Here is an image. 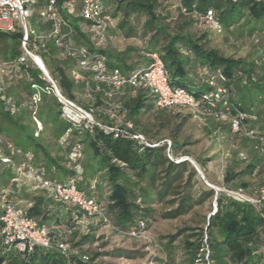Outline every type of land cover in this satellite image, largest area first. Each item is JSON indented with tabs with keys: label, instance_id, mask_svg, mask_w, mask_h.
<instances>
[{
	"label": "trees",
	"instance_id": "trees-1",
	"mask_svg": "<svg viewBox=\"0 0 264 264\" xmlns=\"http://www.w3.org/2000/svg\"><path fill=\"white\" fill-rule=\"evenodd\" d=\"M64 0H58L62 4ZM116 5L113 16L120 11L123 19L119 27H125V36H136L138 31L133 26H127V20L132 14H145L144 37L147 38L143 48L127 46L118 51L103 48L99 44L97 29H92V22L85 21L79 16L66 14L74 28L72 35L67 38L63 46H58L53 39L49 40L46 48L41 51L44 63L51 76L57 82L62 93L76 101L81 106L89 108L101 105L105 99L102 92H96L90 97L91 103H86L80 95L87 94L86 80L89 74L80 70L77 55H70L66 46L78 47L87 45L92 51L106 56V63L110 69L119 68L123 75L128 76L133 70L147 65L151 58L144 63L135 61L134 58L142 53L150 56L158 52L165 66L169 70L173 82L191 89L195 93L206 90L207 87L198 88L190 84V79L198 77L201 65H207L212 71L220 70L226 75L225 86L228 88L231 100L240 104V108L249 115H255L251 122L252 127H257L260 119V110L256 108L264 102V65L257 68L260 61L248 60L244 57L227 56L217 48L209 47L202 37H196L188 30L197 19L206 21L209 10L213 12L214 23L221 29L229 30L233 26L247 27V33L252 34L259 24L264 26V0H180L181 15L187 19L171 26L158 12V0H105V4ZM44 2H41L42 6ZM108 12V11H107ZM31 23L40 32H46L51 27L50 22H43L37 14L31 18ZM81 23L90 26L91 31L82 29ZM240 35H243L242 31ZM20 30L13 32L0 31V40L6 42L4 52L0 51V62L7 65L5 74V97H11L13 106H6L0 97V132L15 146L22 150L23 158L28 161L40 177L57 179L66 182L74 177L78 186L86 191L82 185L97 181L98 177L109 183L108 201L116 211L115 225L121 229L129 230L144 220L147 224L148 216L154 211L153 204L166 202L169 207L162 213L166 219H175L187 214L194 206L204 204L209 198L216 196V209L206 220V232L189 233L195 230L191 226H184L175 234L168 237L172 244L180 234H184V247L186 249L188 264H195L197 260L206 256L205 245L208 247V257L212 264H258L255 261L254 250L260 241V232L264 231V190L262 185L253 187L247 180H242L240 186H227L229 189L243 188L247 194L259 193L260 201L253 204L237 196L225 192H218L212 188L196 189L197 169L189 161L176 163L166 153V146L146 148L139 152L134 141L114 137L103 130L95 128L90 131L84 127H77L61 115V103L56 96L48 93L42 94L34 114L35 103L33 94L35 88L32 84L45 86L46 82L41 77V71L28 64H16L20 54ZM197 67L196 73H191L192 67ZM81 74L82 78L76 80L75 75ZM92 85L94 82L90 81ZM198 89L197 92L194 91ZM203 89V90H202ZM126 109L128 119L146 134L151 140H157L154 125L140 126V115L144 110L156 107L155 99L148 90L139 89L135 93L127 88L123 96L113 99ZM106 106V105H105ZM186 110L188 115L181 119L179 126L183 125L188 117L194 114ZM171 108H160L155 111L158 125L168 128L172 122L171 114H164ZM179 116L180 113H177ZM36 116L45 127L38 132ZM99 119L106 115H98ZM213 122L215 127L223 129L231 136H243L254 145L256 152L262 158L255 157L240 171L233 168L226 170L225 181L233 182L238 175H264V153H260L257 140L251 139L242 132H233L228 122ZM214 127V128H215ZM216 132L219 130H215ZM36 132H38L36 134ZM173 137H165L172 141L175 155H189L179 152L182 144ZM7 153V151L5 150ZM80 153V156H78ZM84 155L85 160L82 161ZM201 164V162L196 159ZM131 172V174H130ZM29 181L39 184V178L28 176ZM15 167L4 165L0 168V190L9 189L8 196L13 202H20L28 198L31 205L26 207L27 214L33 216L39 223H50L57 218L62 210L69 217L71 212L67 204L55 201L51 190L42 188L33 195L23 193L24 184L15 182ZM136 191L134 190V187ZM252 187V188H251ZM90 192V191H89ZM28 201V202H29ZM105 226L102 221L96 220L89 224L87 233L75 232L70 237L74 248L78 251L62 253L56 248H36L29 254L17 251L1 252L0 264H103L97 261L98 254L83 260L81 254L86 251L82 244L94 241V231ZM108 227V226H105ZM204 235L206 240L204 241ZM80 238L77 243L74 241ZM264 264V263H259Z\"/></svg>",
	"mask_w": 264,
	"mask_h": 264
},
{
	"label": "built area",
	"instance_id": "built-area-1",
	"mask_svg": "<svg viewBox=\"0 0 264 264\" xmlns=\"http://www.w3.org/2000/svg\"><path fill=\"white\" fill-rule=\"evenodd\" d=\"M41 2H44L40 6ZM37 14L41 21L50 22L51 27L46 32H40L31 23V18ZM79 16L85 21L92 22V29H97L101 34L113 25V18L107 12L105 0H0V31L13 32L20 30V54L16 64H28L41 71V77L46 82L45 86L32 84L35 88L33 101L34 114L42 100V94L48 93L57 97L61 103V115L77 127H84L91 132L95 128L103 130L114 137L127 138L135 142L139 152L146 148L166 146L167 156L174 162L190 161L203 176L202 170L189 155H175L172 141L168 138L151 140L139 130L134 122L127 117L126 109L114 98L123 96L127 88L135 93L145 89L155 99V104L160 108L181 107L193 112L200 120L213 119L228 122L232 131L242 132L249 138L257 140V148L264 153V132L252 127L251 122L255 115L245 113L240 104L231 100L228 88L225 86L226 75L220 71H212L209 66L201 65L198 70L196 84L198 88L206 86L207 89L195 93L191 89L177 85L173 82L171 74L165 66L158 52L150 54L151 61L140 68L133 70L128 76L122 74L119 68L110 69L106 63V56L92 51L87 45L78 47L66 46L68 54L77 55L80 70L89 74L86 80V91L89 97L96 92H102L105 99L101 105L85 108L76 101L65 96L55 79L48 71L41 51L46 48L49 40L53 39L58 46H63L67 38L74 32L70 18L66 15ZM207 22H214L213 12L209 10L206 15ZM7 65L0 62V97L6 106H13L11 97H5V74ZM76 80L82 78L81 74L75 75ZM94 82V85L90 81ZM106 105V106H105ZM104 114L106 118L99 119L98 115ZM38 132L43 129V123L34 116ZM36 132V134L38 133ZM7 151V153L5 152ZM80 156V153H78ZM4 165L15 167V182L25 183L28 176L39 178L36 187L48 188L55 201L63 202L70 208L68 217L60 211L55 220L50 223H39L33 216L27 214L19 202L10 200L9 189L0 190V251H17L29 254L36 248H56L62 253H78L73 247L70 237L75 232L87 233L89 224L96 220L102 221L105 226L130 237L139 236L146 227V222L140 220L139 224L129 230L117 227L107 215L103 205L91 192L80 188L74 177L66 182L57 179L40 177L36 171L29 168L28 161L23 158L22 150L6 139L0 132V168ZM207 182V181H206ZM208 183V182H207ZM209 184V183H208ZM237 196L243 200L258 204L259 194H247L243 188L217 189ZM264 193V190H262ZM264 198V195L262 196ZM216 209V196H215ZM30 206V205H29ZM28 206V207H29ZM83 260H89L87 253L81 254Z\"/></svg>",
	"mask_w": 264,
	"mask_h": 264
},
{
	"label": "rangeland",
	"instance_id": "rangeland-1",
	"mask_svg": "<svg viewBox=\"0 0 264 264\" xmlns=\"http://www.w3.org/2000/svg\"><path fill=\"white\" fill-rule=\"evenodd\" d=\"M158 12L164 17L167 24L177 26L187 19V15H181L180 0H158ZM116 5L112 2L107 4V11L113 18V25L99 34V44L103 48H111L118 51L124 50L127 46H138L143 48L145 41L144 23L146 20L145 14H132L127 20V26H133L138 31L136 36H125V27H119V22L123 19L122 12H118L113 16ZM82 29L91 31V28L86 23H81ZM252 23L241 28L233 26L229 30L221 29L214 22H207L203 19L197 21L188 27V30L196 37H202L209 47L217 48L221 53L227 56L244 57L248 60H259L258 72L261 74L259 66L264 65V26L260 29L258 25L252 34L247 33V27ZM243 35H240V33ZM6 42L0 40L1 54L4 52ZM151 57L145 52L135 57L134 60L144 63ZM140 68V67H139ZM197 67L191 68V73H196ZM198 89L194 91L197 92ZM203 90V89H202ZM80 98L86 103L92 102L88 94H81ZM158 107L152 110H144L140 115V126L154 125L156 136L163 139L165 137H173V134L182 145L178 147V151L187 152L191 158L197 163L203 176L197 173L196 189L212 188L214 190L223 189L227 186H240L242 180H247L253 187L264 183V175L252 177L250 175H238V177L227 183L224 179L226 170L233 168L235 171H240L253 158H262L256 152L254 145L245 139L243 136H231L229 133L222 131L223 129L215 127L209 119L203 121L198 116L188 117L183 125L179 126L181 119L188 115L186 110L180 111L177 108L168 109L164 114L172 115V122L168 128H163L158 125L159 120H156L155 111ZM260 110V119L257 122L258 131L264 132V102L256 108ZM177 113H180L178 116ZM215 127V128H214ZM219 130V131H215ZM82 161L85 160L84 155ZM198 159L201 164H199ZM190 165H194L189 161ZM195 168V167H194ZM198 172V171H197ZM131 174V172H130ZM209 183H207V182ZM23 193L33 195L41 189L36 187L35 183L25 181ZM131 187L133 186L130 184ZM89 190L92 195L102 203L107 215L115 224L116 211L109 203L107 195L109 183L98 177L97 181H92L90 184L82 185ZM134 187V186H133ZM137 187H134L136 191ZM252 188V187H251ZM263 194V191L260 192ZM259 194V193H256ZM28 198H23L19 203L24 207H28ZM215 197L209 198L204 204L194 206L187 214L175 219H166L162 217V213L169 207L166 202L156 201L153 204L154 211L148 216L146 227L139 236L130 237L126 234L118 232L109 227H100L94 231L96 236L94 241H88L82 244V249L87 254L93 256L98 254L97 261L103 264H188L186 249L184 247V234H180L176 240L170 244L168 237L175 234L178 229L184 226H191L195 230L188 231L189 233L206 232V220L208 216L214 213ZM80 238L74 242L77 243ZM206 235H204V241ZM206 256L204 259H199L195 264H212L208 257V247L205 245ZM255 261L258 264L264 263V231L260 232V241L254 250Z\"/></svg>",
	"mask_w": 264,
	"mask_h": 264
},
{
	"label": "crops",
	"instance_id": "crops-1",
	"mask_svg": "<svg viewBox=\"0 0 264 264\" xmlns=\"http://www.w3.org/2000/svg\"><path fill=\"white\" fill-rule=\"evenodd\" d=\"M190 84H193V85H195V86H198L197 84H196V77L194 78V79H190ZM204 86H201V88H203ZM206 87V86H205ZM204 87V88H205ZM45 127V124H43V128ZM28 206L29 205H31V201H29L28 202V204H27Z\"/></svg>",
	"mask_w": 264,
	"mask_h": 264
},
{
	"label": "water",
	"instance_id": "water-1",
	"mask_svg": "<svg viewBox=\"0 0 264 264\" xmlns=\"http://www.w3.org/2000/svg\"><path fill=\"white\" fill-rule=\"evenodd\" d=\"M198 171V170H197ZM198 173H199V171H198Z\"/></svg>",
	"mask_w": 264,
	"mask_h": 264
}]
</instances>
